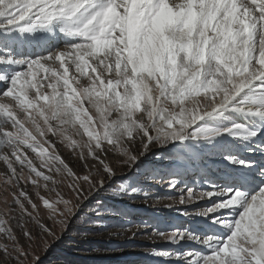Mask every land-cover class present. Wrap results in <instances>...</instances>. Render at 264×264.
<instances>
[{
  "label": "snow or ice",
  "instance_id": "obj_1",
  "mask_svg": "<svg viewBox=\"0 0 264 264\" xmlns=\"http://www.w3.org/2000/svg\"><path fill=\"white\" fill-rule=\"evenodd\" d=\"M0 163L17 264L102 191L151 182L180 223L94 213L149 238L116 246L124 264H264V0H0Z\"/></svg>",
  "mask_w": 264,
  "mask_h": 264
},
{
  "label": "rangeland",
  "instance_id": "obj_2",
  "mask_svg": "<svg viewBox=\"0 0 264 264\" xmlns=\"http://www.w3.org/2000/svg\"><path fill=\"white\" fill-rule=\"evenodd\" d=\"M67 158V154L65 153ZM152 160V157H149ZM3 164L0 163V173L3 172ZM126 170H118L117 175L120 176ZM2 177H0V213L5 210L3 199L8 195L3 191ZM151 198L143 200L135 198L129 200L127 197L123 199L112 198L111 193L101 192L99 197L88 201L84 204L83 210L78 213L76 218H70L67 227H55V236L45 237L38 245L28 246L27 240H22L21 244L26 248L29 255L25 259V264H35V257H39V264H124L127 257L122 255L116 249L117 245H123L126 252L139 253L145 249H150L152 244L149 238L145 236H137L135 240L125 242V237L131 236V232L125 227L116 226L115 217L105 216L102 220H98L95 216V210L102 203L104 206L111 208L113 204L117 208L126 213L121 221L122 223H132V231H136V222L144 221L151 228L164 229L168 227L169 222L180 223L181 216L175 208L164 207L167 204L178 206L179 197L166 186L160 187L154 182L150 185ZM31 194V187L26 189ZM11 192V189L8 190ZM166 197H172L167 199ZM35 199V197H33ZM9 202L11 196L8 195ZM112 209V208H111ZM115 210V209H114ZM13 231L20 236V231L13 227ZM120 233V235H117ZM156 247L159 249L167 248L164 242L156 238ZM9 243L2 235H0V244ZM11 251V249H9ZM15 253L9 256L0 248V264H17V260L13 257ZM147 264H160V262L152 257H145Z\"/></svg>",
  "mask_w": 264,
  "mask_h": 264
},
{
  "label": "trees",
  "instance_id": "obj_3",
  "mask_svg": "<svg viewBox=\"0 0 264 264\" xmlns=\"http://www.w3.org/2000/svg\"><path fill=\"white\" fill-rule=\"evenodd\" d=\"M110 207H111L112 209H115V210H116V208H117V207H116L115 205H113V204H111Z\"/></svg>",
  "mask_w": 264,
  "mask_h": 264
}]
</instances>
